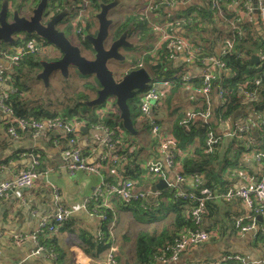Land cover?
<instances>
[{
  "label": "crops",
  "instance_id": "crops-1",
  "mask_svg": "<svg viewBox=\"0 0 264 264\" xmlns=\"http://www.w3.org/2000/svg\"><path fill=\"white\" fill-rule=\"evenodd\" d=\"M61 1L63 4L62 8L67 9L68 15L74 11L78 2V0ZM35 2L36 0H13L12 6L14 9H19L21 14L27 16L30 15ZM157 2V10L162 9L165 15L162 16L160 12L155 15V12H151L149 17L158 22L177 17L176 15L193 9L196 5H206L205 0H185L172 7H166L160 0H157ZM247 3L254 4V0H233L232 3L229 0H222L221 4L228 12L239 14L242 17L244 31L252 33L258 39L261 46L254 49L252 55L259 56L261 61L264 58V28L255 11L245 13L242 10V7ZM194 15L195 10L191 13L193 18ZM219 15L214 23L195 26L193 34L186 29L180 28H175L174 31L180 33V35H186L188 39H195V42L200 43L202 46H207L206 39L212 38V40L216 41L220 38L212 33V28L215 27V33H219L223 38L229 35L226 23L228 18H225L224 15ZM81 20L83 21L84 17ZM119 23L121 24L122 21H118L116 24ZM164 23L160 24L164 26ZM95 28V21L93 20L89 27L86 30L84 28L83 31L85 33L94 32ZM150 28H141L138 22L132 25L133 34L136 42L140 44L139 48L141 50L139 52L141 58L138 63L148 64V66L149 64L155 66L162 64L161 68L156 69V71L160 70L162 73V78L159 77L156 87L159 90L164 89L165 85L161 81L172 78L173 75L178 74L180 71L185 73L188 78L185 83H180L179 80V82H171L162 91L163 94L159 101L152 105L149 114V117L155 119L164 131L178 134V122L180 119L184 118L190 111L205 110L207 103H211L212 106V102L214 104L217 98L214 92L207 97L201 91L203 64L200 65L198 61L191 62L181 48H176L174 57L167 63L166 61H160L159 57L151 54L157 43L154 44L155 33ZM72 29L74 30V28ZM73 35V31H71L70 36L73 37ZM217 43L212 49L208 48V52H213L212 54L216 56L221 51V45ZM19 45L15 44L9 48L16 51ZM44 53L50 54L48 57H52L57 56L59 52L54 48L53 50H46ZM30 56L34 57L33 62H38L40 57L37 54ZM30 56L28 58L25 57L26 59H21L20 65L17 67H9L7 60H0V66L6 69L5 73L11 72L12 74L10 81H0V95L3 92H9L13 88L17 89L16 93H10L9 98L17 95L18 102L25 106H34L45 102L50 111L56 112L55 115L58 111L68 112V109L74 110V107H76V111H71L69 115L63 116L65 118L66 116L77 118L74 121L76 124V144L88 163L100 164V171L99 174L81 170L73 173L69 172L62 157V151L71 147V143L68 140L69 135L65 130L61 128H43L37 136H33L29 130L19 131L12 135L6 131V121L10 119V115L0 110V181L9 179L21 170L31 167L36 166L39 171L37 179L31 186L16 187L6 195L0 196V264H79L76 258H80L84 262L80 261V264H94L93 259L99 253L103 254L106 249L95 253V250L92 249L93 247L83 244L82 236L99 246L98 242L100 240L98 237L105 228L112 234L111 240L116 246V255L120 264H125L126 262L136 264L135 249L138 234L144 232L151 236H157L164 230H167V233L170 234L174 230L175 213L166 212L164 214L163 208L165 204H162L159 208L154 206L153 209H160L155 213L154 218L138 219L130 211L126 210L116 197H113L110 201L112 217L108 223H103L99 216L90 214L80 207L83 199L93 192L101 180L111 181L113 184H116L118 180L106 160V149L100 142L103 132L95 128V123L91 122L95 115L98 116L102 107L98 109L87 108L91 106L83 105L82 102H79V97L75 95L74 91L71 93V96L74 97H68L73 99L71 104L66 103L64 107H57L58 102L55 104L47 103L45 100L50 94H54L57 97H59V94L57 92H46L47 89L44 84L36 77L39 65L37 64L32 68L29 66L31 63ZM260 61L258 64H260ZM132 66L128 67L131 68ZM15 68L19 71H22V68H26V72L34 75L35 80H33L30 87L27 86V89L18 87L19 76L18 73L13 72ZM228 74V71H224V75ZM55 75H59V73L52 74L50 79H55ZM69 77L71 79L72 75L69 74ZM82 91L87 95V97H84L85 100L96 97V87L92 86L91 90L87 88ZM32 93L35 96L37 95V99L28 102V98H30ZM239 95L236 107L226 119L217 121L213 119L211 114L207 121L196 117L185 126L187 130L195 132L198 128L200 129L202 123L212 124L213 131L222 135L223 139L213 150V155L203 163V168H206L208 172H212L218 181L230 184L232 187L246 185L249 180H255L260 177L263 171L262 164L254 158L253 153L256 150L264 152V125L261 122L264 120V104L261 103L257 106L251 104L252 101H260V92L251 97L244 96L241 92ZM131 113L133 114L131 118L134 122L136 133L132 134L123 128L115 146V151L126 153V158L122 160L120 169L130 171V176L136 181L134 191L138 192L151 189L160 180L153 182L154 178L150 179L147 177L144 172V166L151 159H158L164 163V155L156 150V141L151 135L149 126L137 118L139 113L137 100L132 104ZM112 116L114 117L112 121H116V116ZM79 117H88L89 122L86 120L82 122V120L78 119ZM77 121H80V123ZM243 126L248 128V136L245 140L225 135L232 131L233 128ZM206 132L204 135L195 134L184 143L179 142L176 151L177 158L182 160L188 154L201 150ZM239 141H242V144ZM35 161L37 162L36 164ZM198 168L199 162H196L193 169L198 171ZM163 170L166 179L176 185L174 170L166 166L165 163L163 164ZM244 174L248 176V179L243 177ZM181 187H185V185H181ZM58 206L70 211L67 220L58 226L55 233L40 231L39 235L40 243L44 247L48 243V241H45L46 239H56V244H51L54 249L47 248L48 250H46L45 247L41 252L34 253L36 246L30 236L31 232L36 230L42 217L53 215L57 211ZM249 214L250 210L241 200L217 199L210 206L209 213L207 212L204 215L201 224L202 229L209 231V239L201 244L191 245L172 262L162 263L155 261L153 264L212 262L220 260L225 253L241 255L252 264H262L264 238L260 239L259 235L257 236V230L240 231L234 226L235 219L239 217L246 219ZM259 216L261 220L257 219L258 230L259 227L264 229V213ZM20 235H22L21 238H15ZM85 246L86 249L91 251L86 252ZM49 251H52V253ZM59 253L62 254L61 259L58 258Z\"/></svg>",
  "mask_w": 264,
  "mask_h": 264
},
{
  "label": "built area",
  "instance_id": "built-area-1",
  "mask_svg": "<svg viewBox=\"0 0 264 264\" xmlns=\"http://www.w3.org/2000/svg\"><path fill=\"white\" fill-rule=\"evenodd\" d=\"M165 4L166 7L175 6L178 3L184 2L185 0H160ZM210 8L220 12V5L222 0H207ZM231 3L233 0H229ZM10 3V2H9ZM81 6L76 10L75 14L72 17V25L74 30L79 34L80 38L84 39V34L81 30L83 22L81 20L82 15L80 14L83 4H87L88 0H81ZM148 5L153 9V12L158 7L157 0H149ZM245 13L256 12L258 18L262 25L264 26V0H254V4H245L243 6ZM51 13V12H50ZM140 19L142 23L145 22V17L143 13H140ZM192 21L188 19H175L172 22L167 21L164 23V26L160 23H151L149 24L152 31H157L158 41L157 45L151 53L155 57H159L162 53L171 60L175 53L176 48H181L186 54V57L191 60V62L199 61L203 64L201 81L202 87L201 91L208 97L210 95L212 80L215 75V70L221 65V61L216 55H204L202 54V48L198 44H193L190 40L183 35L177 34V32H169L168 29L179 28L182 24H190ZM160 24V25H159ZM242 17L239 14H236L233 19L230 20L231 30L235 34L231 38H223L221 40V45L225 48L220 51V55H223L226 51L231 50L235 38H239L244 33V28L242 27ZM168 27V28H167ZM47 44L44 39L41 37L31 36L23 44H20L18 50L11 49H1L0 48V60H7L9 67L19 66L20 60L28 56L31 53L37 51H45ZM160 51V54L158 53ZM264 51V44H263ZM260 65L264 68V58L261 59ZM3 67L0 66V81H10L11 76L8 73H5ZM264 72V71H263ZM174 77V76H173ZM178 77L181 82L188 80L185 76V73L180 71L175 75ZM159 82V78L154 76L146 89L142 91V94L139 98V115L138 119L145 121L149 128L151 135L155 138L156 150L164 155V163L166 166L171 167L175 174L174 180L179 186L174 185L172 182L167 181L165 172L163 170V162L158 159H151L146 162L144 166V172L147 177L153 179V182H157L159 179L166 180V186L163 189L171 190V196L173 200H185L190 203V208L188 210L189 218L193 224V228H186L182 230L178 238L175 240L174 244L171 246L170 254L156 255V261L162 263H169L177 259V257L186 251L191 245H198L207 241L210 237V233L207 230L202 229L201 224L203 220V215L206 212V200L212 198H224L227 200L238 199L244 202L247 208L250 210V214L247 218L239 217L235 221V226L241 231L253 230L258 231L257 226V216L264 213V152L256 150L253 153V156L258 160L263 167L262 174L255 180H249L246 185L239 187L228 186L224 192L215 193L210 192L207 189H201L200 186L203 182L202 174H193L190 176H185L183 174V168L181 162L177 158V145L178 142L176 138L170 133L164 131L161 126L156 122L155 119L150 118V110L153 104L159 101L160 97L163 94V90L166 89L170 80H162V84L165 85V88L159 90L156 87V84ZM252 85V86H251ZM260 85V79L257 78L253 82L244 84L240 88V92L244 96L251 97L257 92V87ZM17 89H11L9 92H3L0 95V110L5 111L10 115V119L6 121V131L12 135H15L19 131L29 130L33 136H37L41 129H55L61 128L65 130L69 135V142L71 147L66 148L62 151V157L65 161L66 168L69 172L73 173L77 170L88 173H97L100 171V164L97 163H88L86 157L82 151L78 148L76 144V124L74 121H67L58 117H48V118H35L32 116L29 117H20L14 114L12 107L7 103L10 93H15ZM221 96V92H219ZM101 111L98 114L97 118H102L104 112L115 113L117 112V107L115 105L114 98L106 99V101L101 106ZM210 104L207 103L205 110L201 111H190L180 119L178 124L181 126H187L189 121L193 120L196 117L202 118L204 121L211 116ZM80 123V121H77ZM264 125V120L261 121ZM95 128L100 129L103 134L100 137L101 144L106 149V160L108 161L110 168L115 176L118 177L117 183H109L104 180L95 187L93 192L85 197L80 205L81 208L89 212L90 214H95L99 216V219L103 222L107 219L106 209L110 207V198L112 196L118 197L123 202L131 201H145L147 204L155 202L159 199L162 194L163 189H148L145 191H134L136 181L129 176L121 174V171L118 167L121 165L123 159L126 158L125 152L115 151V146L118 142L119 136L121 135L122 128L115 126L111 127L105 123H96L94 124ZM248 128L236 127L232 131L226 133L227 136H232L234 134L247 133ZM222 135L216 134L213 130L209 129L206 132L204 138V144L207 147L208 151H211L212 148L219 143ZM37 162L35 161V164ZM39 171L36 166L28 169L21 170L19 173L15 174L9 179L0 181V196L6 195L9 191L16 187H28L31 186L34 181L37 179ZM244 178L248 179L247 175H243ZM188 184V185H186ZM185 185V187H181ZM144 204L143 208H147L148 205ZM193 204V205H192ZM70 211L64 209L62 206L57 207V211L50 217H42L38 222V226L35 231L31 232L30 236L35 243L34 253H39L45 249L39 243V233L40 231L55 232L60 224L65 222L68 218ZM103 232L99 234V238H102ZM112 239V234L110 232ZM22 235L16 236L15 238H21ZM52 253V251H49ZM76 255V254H75ZM98 256L93 259L94 264H119V260L116 255V246L113 241H110L109 246L106 248L105 252L97 254ZM76 258V256H75ZM78 263L81 262L76 258ZM225 260H236L237 264H252L247 261L243 256L236 254H225L220 260H215L212 262H198L197 264H220L221 261ZM261 263L264 264V257L261 259Z\"/></svg>",
  "mask_w": 264,
  "mask_h": 264
},
{
  "label": "trees",
  "instance_id": "trees-1",
  "mask_svg": "<svg viewBox=\"0 0 264 264\" xmlns=\"http://www.w3.org/2000/svg\"><path fill=\"white\" fill-rule=\"evenodd\" d=\"M2 1L3 0H0V7H1ZM80 1L81 0H78V2H80ZM88 1H90V3H91L90 6H91L92 10H96L99 8V3L108 2L111 0H88ZM205 1H206L205 6L204 5H196L193 9H189V10L183 12L182 14L176 15L177 17H171L169 19H164L161 22H158V21H156V22L163 24L165 21H171L172 22L173 20L179 19V18H183V19L190 18L192 21L190 24L184 23L179 28L180 29H186L191 34H193L195 26H198L199 24L205 25L206 23H214V22H216V18H218V16H220L219 14H221V15H224L225 18H228L226 23H227V26L229 29L228 30L229 35L227 37L231 38L235 34V32H233L231 30L230 20L235 17L236 13L235 12L233 13L231 11L228 12L227 10H225V8L222 7V4L220 5V12H218L216 10H212L210 8L208 1L207 0H205ZM8 2H10V4H11V3H13V0H8ZM36 3L37 2H35V4ZM35 4H34V6H35ZM55 6L56 5L54 4V0H51V3L49 4L50 9H54ZM58 6L62 7L63 4L61 2H59ZM15 8H17V7H15ZM158 10L157 9L155 10L156 11L154 13L155 15L158 14L159 12L161 13L162 16L165 15L164 12L162 11V9L161 10L158 9ZM193 10H195L194 18H193V16H191V13ZM242 10H244L243 7H242ZM10 14L11 13H9V16H10ZM140 16H141L140 12H138L137 14L136 13L127 14L125 16V19L122 22L120 28L115 30L114 36L116 37L117 34L119 32H121L122 30H127L129 35H130L131 33L134 32V30L132 29V25L136 22L139 23V26L141 28H146L145 25L149 24L151 18L149 16L145 17L144 19H145V22L147 24H144V23H142ZM148 28H150L149 25H148ZM263 28H264V26H263ZM168 31L171 33L172 32L175 33V31L172 30V28L168 29ZM215 32H216V28L214 27V28H212V33L215 34L217 37H220V38H218L216 41L212 40V38L206 39V41L208 43L207 46H202L200 43L195 42V39L189 38V40L191 43L198 44L202 48V51H203L202 54L213 55L212 54L213 52L212 53L208 52V48L212 49L214 46H216L215 43H217V42L220 43L222 38H223L220 36L219 33H215ZM177 34H180V33H177ZM182 35L184 37H187L184 34H182ZM30 37H31V34H27L26 40ZM85 43L87 44L85 46L87 48H90L89 44L86 41H85ZM220 45H221V43H220ZM260 46L261 45H260L258 39L252 33L244 31L242 36H240L239 38H235L234 43H233V47L231 50L226 51L223 55H220V53H219L218 58L221 61V65L219 67H217V69H216V72H215V75H214V78H213L212 84H211V90H210V96L214 92L215 96L217 98V101L214 102V104L212 102V106H211V103H209L213 119H216L217 121H221V120L229 117L232 110L236 107L237 101L239 100L240 88L244 84L251 83L257 78L260 79V85L257 87L256 93L260 92V98H259L260 101H258V100L252 101L251 104L253 106H257L258 104H261V103L264 104V72H263L264 68H262V66L260 64L254 65V64L250 63V56L253 54L252 53L253 50L260 47ZM220 47H221V50L225 49L222 45ZM158 53L160 54V51H158ZM30 55H33V53L29 54L28 56H30ZM147 55L149 57V53ZM28 56H25V57L28 58ZM25 57H23V58L26 59ZM29 59L31 62L29 64L30 68H32L33 66L38 64L37 61L33 62V59H34L33 56H30ZM159 59H160V61H166V63H167V61L170 62L169 58H167V56H165L164 53L159 55ZM20 62H21V60H20ZM198 63L200 65L202 64L199 61H198ZM19 65H20V63H19ZM224 71H228L229 74L224 75ZM11 78H12V76H11ZM168 80H170L172 83L180 81V79L178 77H175V76L174 77L172 76V78L170 77ZM180 83H184V82L180 81ZM24 89H27V86ZM219 92H221V96H219ZM79 97L84 98V95L81 94ZM136 100L138 102V108H139L140 101L137 97H134V98L127 100L130 112L132 110V104L135 103ZM17 102H18L17 95L12 96L7 101V103L12 107L14 114L17 116H20V117L32 116L35 118H48V117H54L55 113H56L54 111H50L48 109V107L46 106L45 102H43L41 104L34 105V106H25L21 102H18V103ZM71 111H76V107H74V110L71 108L68 109V112H71ZM139 111H140V108H139ZM111 115L116 116V121L113 122L111 120H109V121L106 120L105 124L109 125L111 127L118 126V127L123 129L121 119L119 118L118 110L115 113H111ZM130 115L133 116L132 113ZM138 115H139V113H138ZM142 122L144 124H147L143 120H142ZM133 124H134V122H133ZM207 129L208 130L209 129L214 130L213 125L202 123L200 126V129L198 128V130L195 132H191V131L187 130V127L179 125L178 134H173L170 131H166V132L173 135L176 138L178 143L179 142L184 143L186 140H188L189 138H191L195 134L204 135L205 132L207 131ZM263 132H264V129H263ZM247 134L248 133L234 134L230 137H235V138L237 137V138L245 140V138L248 136ZM222 139H223V137L221 136L220 141ZM220 141H219V143H220ZM239 142H240V144H242V141H239ZM219 143L216 144L212 148L211 151H208L207 147L205 146L204 141H203V146H202L201 150H197L191 154H188L182 160L178 158V160H180V162H181V165L183 168V174L185 176H190V175L199 174V173L200 174L205 173L204 175L202 174L203 175V182H202V185L200 186V190L201 189H207L210 192H213V194L224 192L227 189V187L230 186V184L218 181L216 179V177L214 176V174H212V172H208L206 168H203V163L206 162L213 155L212 152L215 149V147L219 145ZM196 162H199V168H198L199 172L195 171L193 169V166L195 165ZM118 169L121 171V174H123L125 176H129L130 178H132L130 176V171H127L126 169H125L126 170L125 171L122 168L120 169V166L118 167ZM115 178L118 179L117 176H115ZM104 181L112 183L111 181H107V180H104ZM215 191H216V193H215ZM113 197H116V196H112L110 198V201L112 200ZM116 198L119 200L120 204L126 210L130 211L138 219H142V218L152 219V218H154L155 213L160 210L158 208L162 204H165L164 208H163L164 214H166V212H172V213L174 212L175 213V218H174V222H173L174 230L170 234L167 233V230H164L163 232H161L157 236H151V235H148L147 233H144V232L138 234L137 240H136V249H135L136 264H153L156 261V258H155L156 255H159V254L168 255V254H170L171 246L174 244L175 240L178 238V236L180 235L182 230H184L186 228H193L194 227L190 218H189V215H188L190 203L185 201V200H173V198L171 196V190L163 189L162 194L159 197V199L155 202H152V203L150 202L148 204L145 201H143V202L142 201L123 202L118 197H116ZM164 199H166V200H164ZM217 199L227 200L224 198H212V199L206 200V212H205V214H207V212L209 213L210 206ZM163 200H164V202H163ZM144 204H147L148 207L143 208ZM154 206H156L158 208L153 209ZM106 214H107V219L103 223H108L110 221L109 219H111V217H112L110 207L106 209ZM204 215H203V217H204ZM235 221H236V219L234 220V226H235ZM235 228L238 229L236 226H235ZM262 230L264 231V229H261L259 227V230L257 232V236L259 235L260 239L264 238V235H263L264 232ZM53 233H55V232H53ZM39 235H40V233H39ZM38 238H39V236H38ZM98 239L100 240L98 242V244H100L99 246H97V244H95L93 242H90L89 239H86L85 237L82 236L83 244H86V245H89L90 247H93L92 249L95 250V253L102 252V250L106 249L109 246L110 241H111L110 232L106 228L103 229L102 238L98 237ZM38 241L40 243V240H38ZM45 241H48V243L45 246L46 250H48V249L52 250V248L54 249V247H52L51 244H53V245L56 244V239L49 238V239H46ZM41 245L44 246L43 244H41ZM84 249L86 252L91 251L89 249H86V246ZM55 251H56V248H55ZM225 254H229V253H225ZM58 258L61 259L62 254L59 253ZM220 264H237V261L236 260H225V261H221Z\"/></svg>",
  "mask_w": 264,
  "mask_h": 264
},
{
  "label": "water",
  "instance_id": "water-1",
  "mask_svg": "<svg viewBox=\"0 0 264 264\" xmlns=\"http://www.w3.org/2000/svg\"><path fill=\"white\" fill-rule=\"evenodd\" d=\"M49 0H38L32 8L29 16L20 15L17 9L10 12L8 0H3L0 7V43L13 44L15 39L11 36L13 33L22 31L28 34H35L44 39L50 47L55 48L60 53V56L51 59L38 60L41 70L36 74V77L41 79L47 85L50 75L58 72L63 77L68 75H76L88 79L89 84H92L88 76H92L97 82L96 97L85 102L87 106L101 105L108 97L115 100V105L119 112L122 126L128 132L135 134V126L130 115L127 100L134 98L138 90L146 89L151 81V74L145 67H139L125 72L118 79L115 77L113 70L107 65L111 59L124 60L125 57L119 52V46H132L126 41L127 30H124L120 36L109 41V28L113 20L107 17L108 11L119 4V0H111L103 2L99 5V12L96 14L98 23L97 31L94 35L85 34V40L90 45V49L84 47L83 50L80 44H75L66 36L63 30L57 28L58 22L67 14L66 10L53 16L47 23L41 22ZM9 13L10 16H9ZM51 50V48H49ZM91 50L93 57L84 53ZM259 56L251 55L250 62L258 64ZM162 64L152 66L150 70L161 68ZM168 181V180H167ZM166 180L160 179L152 186V190L163 189L166 186ZM261 220V217H257ZM125 264H130L126 262Z\"/></svg>",
  "mask_w": 264,
  "mask_h": 264
},
{
  "label": "rangeland",
  "instance_id": "rangeland-1",
  "mask_svg": "<svg viewBox=\"0 0 264 264\" xmlns=\"http://www.w3.org/2000/svg\"><path fill=\"white\" fill-rule=\"evenodd\" d=\"M37 2V0H36ZM149 0H120V3L118 5H116L114 8L110 9L109 11V17L112 18L114 21V23L116 24L118 21H124L125 16L127 14H131V13H143L146 16H149V14L151 12H153V9H151V7L148 5ZM51 3V0H49L48 5L45 9V13L48 9H50L49 4ZM90 4H88V7L85 11H81L80 14L84 17L86 14L89 16L90 14L88 13V11L90 10ZM9 8H10V12H12V3L9 4ZM83 8H86V5L84 4ZM68 13V12H67ZM151 23H157L156 20H150V24ZM160 25V24H159ZM146 27H148L147 25H145ZM70 27V26H69ZM71 28V27H70ZM114 29V25L112 24V27L110 26L109 28V33H111V31ZM65 33L68 35L71 31L68 27L64 28ZM115 32V31H114ZM155 33V40H154V44L157 43L158 41V33L157 31H153ZM113 33V31H112ZM28 34V33H27ZM26 35H23L19 40H18V36L16 39V42H14L13 44L10 43H0V48L1 49H10L9 47H13L12 45H17V44H23L26 40ZM31 36L34 37H38L37 35L31 34ZM128 39V40H127ZM126 39V41L129 44H132V46H126V51L124 50V56H125V60L124 61H108L107 65L109 66V68L112 70L113 68L116 69V75L117 76H121L123 75V73H125V70L127 68H130L128 66L130 65H134L137 66L138 61L140 60L141 56L139 55V52L141 51L139 46L140 44L138 42H136L135 36L133 33H131L129 35V37ZM49 44H47V49L49 50L48 47ZM147 45V44H146ZM86 55L88 54L90 57L93 55L92 52H89L86 50V52H84ZM50 55V54H48ZM87 55V56H88ZM41 56H43V53L41 54ZM129 64V65H128ZM158 70V69H157ZM151 71V79L156 76V77H160L162 78V73L161 71H156V70H149ZM15 73H18L19 76V81H18V87H23L25 88L26 86H31V84L33 83V80H35L34 75L33 74H29L28 72H26V68H22V71H19L17 68L14 69ZM9 76H11V72L8 73ZM176 75V74H175ZM173 75V76H175ZM57 76L59 75H55V81L54 82H50L47 86H45V88L47 89L46 92H57L59 94V97H57L54 94H50L48 96V98H46V102L47 103H52L55 104L58 102V106L57 107H64L66 106V103L71 104V102L73 101V99H70L68 97H74L71 96V93L74 91L76 96H80L81 94L84 95V97H87V95L84 94V92L82 90H86L87 88L89 90L92 89L91 84H89V82L87 81L88 79H85L83 76L82 77H77L76 75H72V78L70 79V77L68 78H57ZM57 82L59 83V85L57 84ZM144 90V89H143ZM143 90H138L136 92L135 97H137L138 99L140 98V95L142 94ZM111 97H108L107 99H109ZM37 99V95L35 96L33 93L30 95V98H28V102H31L33 100ZM87 99V98H86ZM82 104L85 105V102L88 100L81 99ZM101 108V105H95V106H91V107H87V108ZM96 109V110H97ZM95 110V111H96ZM70 112L67 111H58V113L55 115V117L61 118V119H65L67 121H72L75 118L71 117V116H66V118L63 115H69ZM80 121H87L89 122V118L88 117H79L78 118ZM106 120H114V117L108 113V112H104L102 118H97V116L95 115V118L91 121L92 123H105ZM79 261H81L80 258H77ZM83 262V261H81ZM84 263V262H83ZM120 264V262H119Z\"/></svg>",
  "mask_w": 264,
  "mask_h": 264
},
{
  "label": "flooded vegetation",
  "instance_id": "flooded-vegetation-1",
  "mask_svg": "<svg viewBox=\"0 0 264 264\" xmlns=\"http://www.w3.org/2000/svg\"><path fill=\"white\" fill-rule=\"evenodd\" d=\"M59 2H61L62 3V1L61 0H54V4L56 5L55 6V8L54 9H48L47 11H46V13L44 12L43 14H42V17H44V19H42L41 20V22L43 21V23L45 24V23H47L48 22V20L49 19H51L53 16H55L56 14H58V13H60L61 11H63V10H66L67 11V9H63L62 7H59L58 6V3ZM109 2V1H108ZM101 3H103V2H101ZM119 3H120V0H119ZM88 4H91L90 3V1H88V3L86 4V8L84 9L83 8V6H84V4H83V6H82V10L83 11H85L86 12V9H87V7H88ZM99 5H100V3H99ZM81 6V3L80 2H77V5H76V8L74 9V11L70 14V15H68L69 14V12L58 22V24H57V28L58 29H60V30H63L64 31V28H66V27H68L69 29H70V31H73V33H74V35H73V37H71L70 36V33L67 35L66 33V36L71 40V42H74L75 44H80V47H81V49L83 50V48L84 47H86L85 45H87L86 43H85V37H84V39L82 40L81 38H80V36L78 35V33L75 31V30H73L72 28H74L73 27V25H72V17H73V15L75 14V12H76V10H78V8ZM18 11H19V9H17ZM99 10H100V8H98V9H96V10H92V8L90 7V10L88 11V13L90 14L89 16L86 14L85 16H84V20L82 21L83 22V26H82V28H81V30H82V32H83V34L85 35V34H92V35H94L95 33H96V31H97V27H98V23H97V19H96V14L99 12ZM110 11V10H109ZM109 11H108V14H107V17L108 18H110L108 15H109ZM32 12V11H31ZM51 12V13H50ZM19 14L20 15H25V14H21L20 12H19ZM31 14V13H30ZM68 15V16H67ZM26 16V15H25ZM27 16H29V15H27ZM83 17V16H82ZM89 19V20H88ZM110 19H112V18H110ZM95 21V25H96V30H94V32H84L83 30H84V28H85V30L89 27V24L92 22V21ZM113 20V19H112ZM114 21V20H113ZM113 25H114V29L112 30L113 31V33H112V31H111V33H109V41L110 42H112L114 39H116V38H118L119 36H120V34L122 33V32H124V30H122L121 32H119L118 34H117V36L115 37L114 36V31L116 30V28L118 29V28H120V26H121V24L119 23V24H115L114 22L112 23ZM72 26V28H70V27ZM111 27H112V25H111ZM65 32V31H64ZM110 32V31H109ZM27 33L26 32H22V31H18V32H15V33H13L11 36L16 40L17 39V36L19 37V38H21L23 35H26ZM35 35V34H34ZM129 37V33H128V31H127V36H126V39ZM128 40V39H127ZM46 44H48L47 42H46ZM90 46V45H89ZM126 46H123V45H121V46H119V48H118V50H119V52L124 56V50L126 51V48H125ZM49 48H51V47H49ZM47 49V48H46ZM54 49V48H53ZM52 48H51V50H53ZM90 49V48H89ZM46 51V50H45ZM45 51H37V52H34L33 54L34 55H40V57H39V59L38 60H41V59H45V60H51V59H55V58H57V57H59L60 56V53H58V55L57 56H52V57H48L49 55H47V54H45L44 52ZM91 52L93 53V51L91 50ZM44 54L43 56H41V54ZM94 54V53H93ZM92 57H93V55H92ZM125 57V56H124ZM111 60H114V61H118V62H120L119 60H115V59H111ZM125 60V59H124ZM124 60H122V61H124ZM152 66H154L153 64H149V66H148V64H137V66H132L131 68H128L127 70H125V72H128V71H130V70H132V69H136V68H139V67H145L148 71L150 70V68L152 67ZM37 72H36V74L41 70V67H40V65H39V67H37ZM113 70V72H114V75H115V77L116 78H120L121 76H117L116 75V69H112ZM150 73L149 74H151V71H149ZM124 74V73H123ZM50 77H51V75H50ZM50 77H49V80H48V83H47V85L50 83V82H54L55 81V79H50ZM89 78H90V80H91V82H92V86L95 88H97V82H96V80L92 77V76H88ZM58 78H65V77H63L62 76V74H60L59 73V77ZM68 78H69V75H68ZM39 79V78H38ZM43 84H44V82L41 80V79H39ZM57 84L59 85V83L57 82ZM45 85V84H44ZM47 85H45V86H47ZM59 88H61L60 87V85H59ZM97 95V94H96ZM81 98L82 97H79V99L78 100H80L79 102H82L81 101ZM78 103V102H77ZM72 105H74V104H72Z\"/></svg>",
  "mask_w": 264,
  "mask_h": 264
},
{
  "label": "clouds",
  "instance_id": "clouds-1",
  "mask_svg": "<svg viewBox=\"0 0 264 264\" xmlns=\"http://www.w3.org/2000/svg\"><path fill=\"white\" fill-rule=\"evenodd\" d=\"M10 4V3H9ZM14 10V8H12V11ZM20 38L18 37V40H19ZM15 42H16V40H15ZM46 42V41H45ZM48 47H49V45H48ZM115 101V100H114ZM104 103V102H103ZM101 105H103V104H101ZM138 118V117H137Z\"/></svg>",
  "mask_w": 264,
  "mask_h": 264
}]
</instances>
